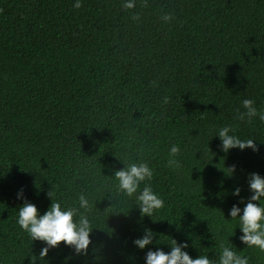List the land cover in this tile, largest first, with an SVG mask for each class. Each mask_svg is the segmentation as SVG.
<instances>
[{
  "label": "trees",
  "instance_id": "obj_1",
  "mask_svg": "<svg viewBox=\"0 0 264 264\" xmlns=\"http://www.w3.org/2000/svg\"><path fill=\"white\" fill-rule=\"evenodd\" d=\"M74 2L0 0V264H144L147 248L132 244L144 228L153 250L175 238L218 264L228 244L264 264L221 212L239 199L234 187L248 197L249 173L264 176V121L236 118L243 99L264 110V0ZM226 125L259 150L221 152L214 135ZM173 144L178 171L166 166ZM115 156L152 168L164 204L151 217L104 176L123 167ZM21 188L41 212L48 192L62 207L89 199L86 256L61 242L37 257L42 242L16 222Z\"/></svg>",
  "mask_w": 264,
  "mask_h": 264
},
{
  "label": "clouds",
  "instance_id": "obj_2",
  "mask_svg": "<svg viewBox=\"0 0 264 264\" xmlns=\"http://www.w3.org/2000/svg\"><path fill=\"white\" fill-rule=\"evenodd\" d=\"M145 5L147 0H144ZM74 8L81 7V0H75ZM122 7L132 9L135 7V0H123ZM133 20L139 19L138 15L132 17ZM162 19L167 22L171 19L170 15H164ZM243 112L238 110L237 119L251 120L258 117L264 121V110H259L254 106V101L250 99L242 100ZM219 138V149L227 153L231 149L244 151L251 149L257 152L259 147L254 143V139H240L234 134L230 126H223L216 130L214 135ZM180 152L178 145H171L168 152L166 166L174 170H180L182 165L176 159ZM116 157V156H115ZM116 159L123 164V167L114 169L111 177L115 181V187L118 192L125 196L135 199L136 208L139 210L141 218L144 216L151 217L153 212L163 207V200L153 191L150 181L153 177V170L147 162L125 163L120 158ZM227 172L224 171L228 178H232L236 171V166H228ZM147 182V183H146ZM144 183L141 189L140 185ZM249 195L247 198L241 197V188L236 186L232 189L231 195L238 197L236 203H233L228 209L229 221H235L232 236L236 235V229H239L238 240L244 247L256 248L264 252V176L258 173H249L246 177ZM51 203L49 207L40 211L34 203L29 202L23 193V189L17 191L16 198L23 200L18 207L16 222L29 236L32 241L42 242L37 257L45 258L48 252L60 246L63 242L75 256H86L89 245L92 243L91 233L93 228L91 221L85 213L90 210V202L86 196L81 193L78 196V207H62L61 204L53 200L51 192L47 193ZM240 205H243L242 207ZM80 210H84L80 212ZM156 234L150 228H144L142 234L133 239L132 244L139 250L147 251L144 254V264H214L207 255H197L192 257L187 249L189 244L186 241H177L172 238L168 242V251L156 247L154 250L150 245H154ZM36 256V255H35ZM35 264V261L32 262ZM218 264H248V257L237 253L233 247L228 244H221L218 255Z\"/></svg>",
  "mask_w": 264,
  "mask_h": 264
}]
</instances>
